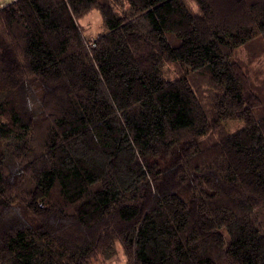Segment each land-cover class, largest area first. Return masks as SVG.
Returning <instances> with one entry per match:
<instances>
[{
    "label": "trees",
    "instance_id": "16d2710c",
    "mask_svg": "<svg viewBox=\"0 0 264 264\" xmlns=\"http://www.w3.org/2000/svg\"><path fill=\"white\" fill-rule=\"evenodd\" d=\"M244 49L264 53V0L1 7L0 264L118 244L126 264H264V78Z\"/></svg>",
    "mask_w": 264,
    "mask_h": 264
},
{
    "label": "rangeland",
    "instance_id": "374dc122",
    "mask_svg": "<svg viewBox=\"0 0 264 264\" xmlns=\"http://www.w3.org/2000/svg\"><path fill=\"white\" fill-rule=\"evenodd\" d=\"M4 5H0V8ZM81 26L84 29L86 35L89 36V41L93 39L103 30V20L99 10H94L85 16L80 21ZM239 57L242 59V63L246 66L248 72L252 74L253 77L264 78V53L253 54L247 50H240ZM244 127V123L241 121H230L227 123V128L230 132H235ZM95 264H126L122 248L117 245L116 255L110 259H101Z\"/></svg>",
    "mask_w": 264,
    "mask_h": 264
},
{
    "label": "crops",
    "instance_id": "0c3cea01",
    "mask_svg": "<svg viewBox=\"0 0 264 264\" xmlns=\"http://www.w3.org/2000/svg\"><path fill=\"white\" fill-rule=\"evenodd\" d=\"M15 0H0V5H7Z\"/></svg>",
    "mask_w": 264,
    "mask_h": 264
},
{
    "label": "built area",
    "instance_id": "2783aa9c",
    "mask_svg": "<svg viewBox=\"0 0 264 264\" xmlns=\"http://www.w3.org/2000/svg\"><path fill=\"white\" fill-rule=\"evenodd\" d=\"M89 43H91V41Z\"/></svg>",
    "mask_w": 264,
    "mask_h": 264
}]
</instances>
